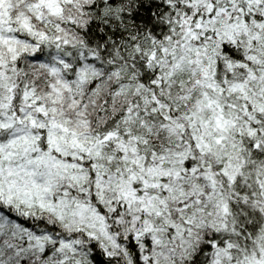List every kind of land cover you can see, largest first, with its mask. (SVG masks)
<instances>
[{
	"label": "snow or ice",
	"instance_id": "1",
	"mask_svg": "<svg viewBox=\"0 0 264 264\" xmlns=\"http://www.w3.org/2000/svg\"><path fill=\"white\" fill-rule=\"evenodd\" d=\"M0 264H264V0H0Z\"/></svg>",
	"mask_w": 264,
	"mask_h": 264
}]
</instances>
